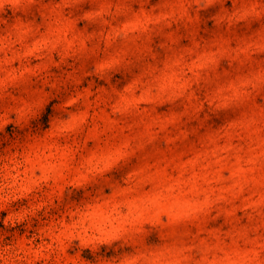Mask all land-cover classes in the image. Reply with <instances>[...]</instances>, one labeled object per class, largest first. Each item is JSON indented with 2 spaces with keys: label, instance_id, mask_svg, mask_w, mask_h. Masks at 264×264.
I'll return each mask as SVG.
<instances>
[{
  "label": "clouds",
  "instance_id": "obj_1",
  "mask_svg": "<svg viewBox=\"0 0 264 264\" xmlns=\"http://www.w3.org/2000/svg\"><path fill=\"white\" fill-rule=\"evenodd\" d=\"M197 20L200 31L192 36L189 28ZM181 28L190 38H165ZM69 63H82L83 72L79 67L67 71ZM44 64L59 76L41 75ZM25 65L37 70L25 72ZM0 71L6 72L8 84L20 81L28 90L27 98L13 97L4 106L0 133L5 138L47 133L53 119L61 136L86 129L82 120L73 124L84 99L80 89L98 82L111 93L114 119L155 112L163 117L160 134L172 144L187 140L185 132L196 139L192 129L201 136L210 129L234 131L231 123L241 118L264 122V5L259 0H181L178 5L163 0H0ZM8 84L0 81L5 99L10 96ZM32 88L42 90L46 103L33 98ZM130 167L88 173L86 184L67 193L68 201L96 203L113 191L105 176H112L115 184L119 174V182L127 183ZM151 187L145 185L144 190ZM10 190L14 199L28 194L16 184ZM178 190L184 191L165 182L158 189L160 197L146 201L135 214L110 210L97 223L86 215L74 216L72 231L80 239L103 244L101 255L111 257L112 264H224L223 249L215 240H200L199 233L196 239L188 238L213 211L214 193L205 189L177 197ZM178 198L191 206L177 208ZM33 212L21 206L2 223L9 227L12 220L15 228ZM144 223L152 225L154 237L147 247L141 239L144 233L138 231ZM176 233H188L178 246L162 238Z\"/></svg>",
  "mask_w": 264,
  "mask_h": 264
},
{
  "label": "rangeland",
  "instance_id": "obj_2",
  "mask_svg": "<svg viewBox=\"0 0 264 264\" xmlns=\"http://www.w3.org/2000/svg\"><path fill=\"white\" fill-rule=\"evenodd\" d=\"M163 2L178 5L181 0ZM259 2L264 5V0ZM189 31L192 36L200 31L199 20L193 22ZM165 38L190 37L181 28ZM74 67L83 72L82 63H69L67 71ZM36 70L25 65V72ZM39 70L41 75H51L53 79L59 76L48 64ZM8 80L6 72L0 71V81L8 84ZM101 83L80 89L84 99L73 124L82 120L86 129L61 136L58 122L53 119L49 131L35 137L5 138L0 133V264H112L111 257L101 255L103 244L77 237L72 231V218L86 215L97 223L105 220L110 210L135 214L146 201L160 197L158 189L165 182L184 189L177 191V197L199 194L205 189L214 195L213 211L200 219L190 237L188 233H176L162 238H171L178 246L185 237L196 239L199 233L200 240L213 239L223 249L224 264H264V122L252 124L241 118L231 123L234 131L210 129L207 136L192 129L196 139L185 132L187 140L182 137L172 144L160 134L163 117L155 112L132 120L114 119L109 104L111 93ZM8 93L7 99L0 96V116L13 97L27 98V86L20 81L8 84ZM31 94L40 104L46 103L41 89L32 88ZM38 108L39 105L33 114ZM62 108V104L57 105L58 110ZM241 127L247 132H240ZM128 165V182H119L117 174L118 182L113 184V177L106 175L104 182L113 191L96 203L68 201L67 193L86 184L88 173ZM12 184L21 186V191L27 189L28 194L20 196L17 192L15 195L20 198L14 199ZM145 185L152 187L144 190ZM126 194H131V198L122 199ZM21 206L34 212L23 224L12 228L13 221L9 220V227H5L2 219L19 213ZM176 206L183 209L191 204L178 198ZM83 209H87L86 214ZM151 227L144 223L138 229L144 233L141 239L146 241V247L154 239Z\"/></svg>",
  "mask_w": 264,
  "mask_h": 264
}]
</instances>
